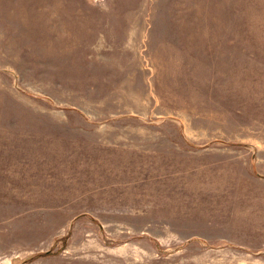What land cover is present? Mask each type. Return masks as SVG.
I'll return each instance as SVG.
<instances>
[{"label":"rangeland","instance_id":"1","mask_svg":"<svg viewBox=\"0 0 264 264\" xmlns=\"http://www.w3.org/2000/svg\"><path fill=\"white\" fill-rule=\"evenodd\" d=\"M0 264H264V0H0Z\"/></svg>","mask_w":264,"mask_h":264}]
</instances>
